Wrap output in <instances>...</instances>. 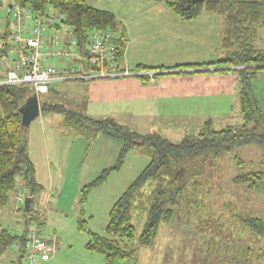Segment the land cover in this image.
Here are the masks:
<instances>
[{
	"label": "trees",
	"instance_id": "16d2710c",
	"mask_svg": "<svg viewBox=\"0 0 264 264\" xmlns=\"http://www.w3.org/2000/svg\"><path fill=\"white\" fill-rule=\"evenodd\" d=\"M165 4L183 21H192L204 11L224 18L222 47L225 57L216 62L182 64L173 69L239 67L235 71L238 72L241 83L243 122L240 126L217 130L213 120L208 119L202 123L197 134L187 136L180 142H173L159 133L142 134L133 131L128 125L113 118L93 119L65 103L47 102L44 95L39 96L42 113L64 115L66 126L77 135L89 140L106 135L123 143L116 163L83 188V215L91 188L102 185L112 172L119 170L130 151H142L150 158L146 168L113 205L104 233L90 229L92 217L86 219L81 216L77 220L78 230L88 235L86 249L101 254L106 264L136 260V228L133 224L135 210L146 214V222L137 244L150 246L161 224L172 222L177 207L183 209L187 205H197L200 184L196 178L202 175L203 164L208 157L217 159L222 153L233 152L235 148L247 144L264 146V110L252 91V80L264 71V48L259 49L255 45L259 31L264 26V0H165ZM14 5L29 8L38 16H45L47 13L65 14V23L80 43L81 51L93 31L112 29L117 34V57L122 66L126 32L113 13L94 8L87 0H13L12 6ZM2 6L3 0H0V8ZM9 48L15 50L13 46H5L0 52L7 53ZM87 68L94 70L89 66ZM170 69L172 68L139 66L137 71ZM5 78L6 75H0V81ZM140 78L153 80L156 76L153 79L148 76ZM34 95L35 91L30 85H0V209L7 207L15 199L19 189L23 188L31 198L28 209L20 205L18 210L26 219L25 224H32L35 220L38 222L40 217L29 216L33 212V198L42 192L35 166L29 156L27 128L22 123L21 112L28 99ZM234 159L242 167L244 161L238 155ZM233 182L249 191L264 193V173L261 171L238 174ZM242 222L256 236L264 237L262 219L246 215L242 217ZM28 231H10L0 225V258L18 244H23L27 250ZM20 254L25 252L21 250Z\"/></svg>",
	"mask_w": 264,
	"mask_h": 264
},
{
	"label": "rangeland",
	"instance_id": "374dc122",
	"mask_svg": "<svg viewBox=\"0 0 264 264\" xmlns=\"http://www.w3.org/2000/svg\"><path fill=\"white\" fill-rule=\"evenodd\" d=\"M6 1L3 0V2ZM129 1L139 8L138 13L140 8L147 5L146 0ZM111 3L115 8L117 7V10H124L128 7L127 0H112ZM140 14L141 19L140 15H137L140 20L137 22L142 23L143 31L157 29L161 34L163 33L165 29L163 26H159L161 21L153 18L154 14L142 12ZM202 15L214 18L216 21L220 20L221 26L224 27L222 16L206 11L200 16ZM204 23H206L205 20ZM145 24H149L152 28ZM216 24L218 25L217 22ZM9 34L5 35L4 39H7ZM222 40L223 29L220 33L219 30H216L211 41L206 42L207 46L204 54L200 55V60L209 63V61L224 58L226 53L222 47ZM255 45L259 49L264 48V26L259 31ZM195 47L192 44L183 45L181 57L197 56L199 50ZM13 51L15 52L14 49ZM11 59L10 56L9 62ZM236 69L239 67L223 68L227 71H192L190 74L180 71V73L159 74L153 80H143L140 77L73 80L54 83L52 89L58 91L59 89H84L86 94L87 89H149L162 81V90L168 92L165 103H160L158 107H152L149 104L141 111L135 108L132 113L119 111L113 114L110 111L109 117L124 118L119 122L128 125L133 131L142 134L156 132L173 142H180L187 136L197 134L202 123L208 119L213 120L217 130L242 124L241 83ZM7 76L8 74L6 78ZM94 83L98 84L94 85ZM252 91L260 107L264 110V71L252 80ZM47 96L58 98L57 93L52 91L49 95H45V97ZM82 112L86 114L84 110ZM200 122H202L201 125ZM235 155L244 161L242 167L237 165L234 159ZM149 162L150 158L147 154L139 150H132L127 154L122 167L112 172L105 183L91 188L85 205L87 214L84 217L88 219L89 211L92 208L95 210V218L90 220L92 231L104 233L113 205ZM255 171L264 173V146L247 144L235 148L233 152H224L217 159L213 156L208 157L203 164L202 175L196 178L200 184L197 205H187L183 209L177 207L172 222L161 224L150 246L137 244L146 222V214L141 210H135L133 224L136 228L137 240H135L136 264H264V237L256 236L242 222V217L244 218L246 215H253L264 221V193L249 191L244 186L233 182L238 174ZM23 194L26 199L28 197L26 192ZM15 198L18 199L17 194ZM42 201H39L38 205V201L33 200V211L34 207L38 208L39 212L45 211L48 205L45 204V200ZM24 202L21 203V207H25ZM15 204V200H13L7 207L0 209V216H5L7 213L3 219H0L1 226L10 231L20 230L21 232L36 226L39 233L50 235L51 241L57 240V237L54 236L52 221L45 222V219L41 220L42 216H39L38 222L27 227L22 214L17 216L13 212ZM49 212L50 209L46 210L45 214L48 215ZM64 223L65 227L59 229L61 241L59 242V251L57 245L58 252L56 251L54 254V256L57 254L55 261L48 259L39 262L46 264H54L53 261L56 264H106L101 254L92 253L86 249L88 235L78 230L76 222L72 221L67 224L68 221H64ZM56 226L61 227L60 224ZM21 250L25 253L27 251L23 244H18L15 249L9 250L1 256L0 264H19L18 258ZM22 264H27L25 259Z\"/></svg>",
	"mask_w": 264,
	"mask_h": 264
},
{
	"label": "crops",
	"instance_id": "0c3cea01",
	"mask_svg": "<svg viewBox=\"0 0 264 264\" xmlns=\"http://www.w3.org/2000/svg\"><path fill=\"white\" fill-rule=\"evenodd\" d=\"M87 1L94 8L113 13L125 28L126 49L122 61L123 68L136 71L139 66L148 68L166 67L172 68L163 70L166 73L186 71L189 74L192 71L218 70L217 67L173 68L182 64H204L206 62L200 60L199 57L204 54L207 46L206 42L211 41L215 31L222 32L223 27L220 20L216 21L214 18L202 15L192 20L193 22H184L167 7L165 0H146L147 5L140 8L139 13V8H136L134 3L129 0H127L128 7L124 10H117V7L115 8L112 5V0L111 2L109 0ZM12 4L13 0H7L3 2V6L0 8V38L17 28V22L11 11ZM140 12L154 14L155 16L152 17L161 21L160 24H156L163 26L165 29L163 33L161 34L160 30L157 29L143 31L142 23L137 22L140 21L137 15H140L141 19ZM161 15L163 17H160ZM204 20L206 23H204ZM145 25L149 26V24ZM190 44L198 48V55L195 57H181L183 45ZM12 51L9 48L7 53L0 52V75H7L12 67L16 57V53ZM10 56L12 59L9 62ZM162 88L161 81L149 89H87L86 94L84 89H59V91L50 89V91L57 93L58 98L45 97V95L43 98L47 102L65 103L81 112L84 110L86 115L93 119H105L112 118L109 117L111 115L109 114L110 111L113 114L119 111L132 113L133 109L136 108L141 111L149 104L152 107H158L160 103L166 102L168 95V92L162 90ZM49 93L46 95H49ZM116 108L118 110H114ZM64 118L62 114H46L41 111L40 116L27 128L29 156L36 169L37 181L42 187V192L33 199L38 201V205L39 201L42 200H45V204L48 205L44 212H39L38 208L34 207V211L29 218L42 216L41 220L45 219V222L52 221L54 236L58 240H56L58 251L60 248L59 242L61 241L59 229L65 227L64 221H68L67 224L72 221L77 223L78 218L84 216L81 206L83 188L96 180L105 169L116 163L123 147L120 140L106 135H99L92 140L79 136L66 126ZM113 119L119 122L124 118ZM24 192L25 190L20 188L17 195ZM14 200L16 204L13 212L18 216L21 213L18 212L17 208L21 203L16 198ZM48 209H50V212L47 215L45 213ZM84 210L86 215L87 207ZM95 213L92 208L89 211V217L95 218ZM5 216L1 215L0 219ZM22 217L24 218L23 215ZM35 222L37 221L35 220ZM57 224H60L61 227L56 226ZM26 225L31 227L34 224ZM40 234L51 241L49 239L50 235ZM54 254L50 260L55 261L57 254L55 256ZM54 261L53 263L56 264ZM118 262L120 261H116L114 264H119ZM121 263L136 264L135 261ZM38 264L46 263L39 262Z\"/></svg>",
	"mask_w": 264,
	"mask_h": 264
},
{
	"label": "built area",
	"instance_id": "2783aa9c",
	"mask_svg": "<svg viewBox=\"0 0 264 264\" xmlns=\"http://www.w3.org/2000/svg\"><path fill=\"white\" fill-rule=\"evenodd\" d=\"M17 28L7 39L0 38V50L13 46L16 61L0 85H30L38 97L48 94L52 84L73 80L148 76L153 79L163 71H132L123 68L117 57V34L110 28L93 31L81 51L79 42L66 25L67 16L47 13L38 16L31 9L12 6ZM88 62L94 70L88 69ZM24 195L18 196L22 202ZM19 206L17 209H20ZM33 226L27 234V264L50 259L57 251V241H48Z\"/></svg>",
	"mask_w": 264,
	"mask_h": 264
},
{
	"label": "water",
	"instance_id": "95a60500",
	"mask_svg": "<svg viewBox=\"0 0 264 264\" xmlns=\"http://www.w3.org/2000/svg\"><path fill=\"white\" fill-rule=\"evenodd\" d=\"M204 70H208V69H204ZM218 70H223V68H218ZM165 73L166 71H163L159 74H165ZM21 112L23 115L22 123L26 128H28L31 125V123L40 116L41 106H40L39 97L37 95H34L31 98H29L26 104L22 107ZM29 204H30V197H26L25 199L26 209L29 208ZM23 257H24V254H20L18 258L19 264H22Z\"/></svg>",
	"mask_w": 264,
	"mask_h": 264
},
{
	"label": "bare ground",
	"instance_id": "6f19581e",
	"mask_svg": "<svg viewBox=\"0 0 264 264\" xmlns=\"http://www.w3.org/2000/svg\"><path fill=\"white\" fill-rule=\"evenodd\" d=\"M67 20V19H66ZM9 37L11 36V32H10V34L8 35ZM8 37V38H9ZM80 44V43H79ZM88 66L89 67H91V68H94V65H92V64H90L89 62H88ZM264 67V66H263ZM20 195V194H19ZM19 195H17V196H19ZM22 195H24V199H23V201L22 202H20V203H23L24 202V200H25V194H23L22 193ZM29 197V196H28ZM30 200H31V198H30ZM25 203V202H24ZM25 205V204H24ZM24 259H25V256H24Z\"/></svg>",
	"mask_w": 264,
	"mask_h": 264
}]
</instances>
